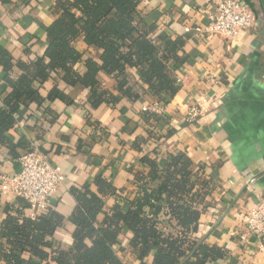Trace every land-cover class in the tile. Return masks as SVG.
Returning <instances> with one entry per match:
<instances>
[{
	"label": "crops",
	"instance_id": "1",
	"mask_svg": "<svg viewBox=\"0 0 264 264\" xmlns=\"http://www.w3.org/2000/svg\"><path fill=\"white\" fill-rule=\"evenodd\" d=\"M217 1L140 0L148 25L156 24L158 34L184 41L178 51L180 60L170 62L178 91L167 102L148 92L136 100L122 97L116 79L102 73L101 87L120 99L94 108L88 88L69 86L53 74L40 86L45 102L21 106L15 114L16 124L6 135L17 147L9 150L0 144V174L19 172L20 157L31 146L60 167L65 182L48 208L64 216L63 226L54 234L55 244L69 246L73 240L76 201L72 188L88 184L91 193L103 198L105 212L118 203L126 211L128 205L118 197L135 195L134 175L148 171L141 157L160 150L163 156L187 154L196 165L204 166L212 181L196 238L222 248L226 256L209 264H264L262 240L244 220L264 199V0H243L253 10L255 22L232 39L196 31L206 26ZM57 2L0 0V48L9 54V69L0 60V106L12 90L8 76L17 79L23 73L19 63L44 56L46 27L56 18ZM75 46L83 60L95 55L82 38ZM129 73L133 83L141 82L136 70L129 69ZM56 87L68 101L47 99ZM198 97L203 101L202 113L190 120L189 111ZM155 102L162 109L158 127L144 119V107ZM100 177L116 192L102 193L96 183ZM9 210L29 215L26 201L4 192L0 179V246ZM131 236L125 229L115 249L123 264H140L129 245ZM145 261L150 264L152 256ZM0 264H4L1 257Z\"/></svg>",
	"mask_w": 264,
	"mask_h": 264
},
{
	"label": "trees",
	"instance_id": "2",
	"mask_svg": "<svg viewBox=\"0 0 264 264\" xmlns=\"http://www.w3.org/2000/svg\"><path fill=\"white\" fill-rule=\"evenodd\" d=\"M139 6L140 0H58L56 18L46 27L44 56L20 62L23 73L7 78L12 90L0 106V144L16 150L6 135L16 124L15 114L21 106L45 102L40 86L53 74L69 86L88 88L94 108L120 99L101 87L102 73L116 79L122 97L136 100L148 92L164 103L172 98L178 86L170 62L180 60L184 41L158 34L157 25L147 24ZM80 38L96 56L83 60L75 46ZM7 56L0 48V60L9 69ZM129 69L137 71L140 83L132 82ZM53 98L69 100L57 87L47 99ZM144 119L152 127L160 125L154 113L145 111ZM153 153L141 157L148 171L134 175L135 195L118 197L128 205L126 211L118 203L105 212L103 198L91 193L88 184L72 188L76 228L69 246L54 242L56 230L64 224L59 212L48 209L33 220L22 210L7 211L0 246L4 264H123L115 246L125 229L132 233L129 245L140 264H147L149 256L150 264H209L223 259L222 248L196 238L205 198L212 190L204 166L185 153ZM96 183L102 193L116 192L102 177Z\"/></svg>",
	"mask_w": 264,
	"mask_h": 264
},
{
	"label": "built area",
	"instance_id": "3",
	"mask_svg": "<svg viewBox=\"0 0 264 264\" xmlns=\"http://www.w3.org/2000/svg\"><path fill=\"white\" fill-rule=\"evenodd\" d=\"M255 22L253 10L243 0H218L216 10L209 16L205 27H196V31L208 37L215 35L232 39L243 29L250 28ZM187 31L191 28L187 27ZM215 79H212L214 81ZM202 98L189 111V119L194 120L202 113ZM145 111L159 115L162 109L155 102ZM21 170L12 176L1 173L2 190L26 201L29 217L36 219L45 213L53 196L65 182V175L59 166H54L37 146H31L20 157ZM250 230L262 240L264 249V199H260L255 207L245 216Z\"/></svg>",
	"mask_w": 264,
	"mask_h": 264
}]
</instances>
